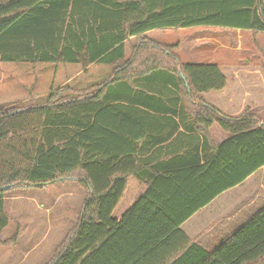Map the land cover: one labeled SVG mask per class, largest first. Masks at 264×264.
Listing matches in <instances>:
<instances>
[{
	"label": "trees",
	"instance_id": "obj_1",
	"mask_svg": "<svg viewBox=\"0 0 264 264\" xmlns=\"http://www.w3.org/2000/svg\"><path fill=\"white\" fill-rule=\"evenodd\" d=\"M194 27L264 33V0H0L1 62L114 66L113 76L95 91L65 86L40 104L0 108V235L10 221L7 192L77 179L88 196L76 229L51 264H264V209L212 253L181 229L264 167V121L255 120L256 109L246 107L238 118L221 116L206 99L235 95L224 67L180 64L160 46L153 50L175 66L147 54L144 43H155L146 33ZM131 38L142 41L127 59ZM260 70L264 82V66ZM157 73L159 83L182 86L184 95L199 100L188 109L209 113L208 129L217 123L229 134L206 166L176 168L141 158L142 136L132 132L129 112L159 110L168 86L145 79ZM135 183L146 189L125 210Z\"/></svg>",
	"mask_w": 264,
	"mask_h": 264
},
{
	"label": "rangeland",
	"instance_id": "obj_2",
	"mask_svg": "<svg viewBox=\"0 0 264 264\" xmlns=\"http://www.w3.org/2000/svg\"><path fill=\"white\" fill-rule=\"evenodd\" d=\"M150 41L147 54H156L164 65L175 66L162 52L178 58V63L218 62L229 75L232 110L246 104L264 115V33L219 27L154 30L145 35ZM141 39L129 40L127 59L133 58ZM171 47V48H168ZM145 56V55H144ZM251 69L252 72L244 71ZM113 65L3 63L0 61V108L40 104L51 91L65 86L89 93L113 76ZM254 76V78H250ZM248 86H243L244 78ZM241 78V79H240ZM232 79L240 81L233 84ZM242 87V88H241ZM241 91V92H240ZM239 97L240 101H239ZM245 98V100H244ZM88 190L77 180L47 185L41 189H13L4 195L8 226L0 235V264H51L76 229ZM124 205H127L123 201ZM122 210V207L119 209ZM119 211L115 215H119Z\"/></svg>",
	"mask_w": 264,
	"mask_h": 264
},
{
	"label": "crops",
	"instance_id": "obj_3",
	"mask_svg": "<svg viewBox=\"0 0 264 264\" xmlns=\"http://www.w3.org/2000/svg\"><path fill=\"white\" fill-rule=\"evenodd\" d=\"M149 33L151 31L146 35ZM208 63L220 65L218 62L204 64ZM158 77H160L158 73L150 74L145 79L152 82L151 85L154 83V85L168 86V89H164L168 94L159 97V102L156 104L159 110L144 109L129 112L133 123L132 132L142 136L137 143L139 149L144 152L141 158L151 156L154 159L153 165L173 162L176 168L181 164H190L191 168L206 166L216 155L218 148L228 140L229 134L217 123L208 129L206 116L210 114L188 109L191 101L197 105L199 100H191L184 95L182 86L177 90L173 83H159ZM206 99L221 110V116L238 118L246 108L245 104L241 109L240 102L238 110H232V104L238 101L233 94L230 96L224 92L218 95L209 94ZM254 109H256L255 112L253 111L254 118L260 119L261 125L264 121L263 112L259 108ZM145 189L135 183L133 193L129 196L124 209L126 210ZM263 209L264 167L242 183L218 195L188 219L181 229L195 244L212 253Z\"/></svg>",
	"mask_w": 264,
	"mask_h": 264
}]
</instances>
